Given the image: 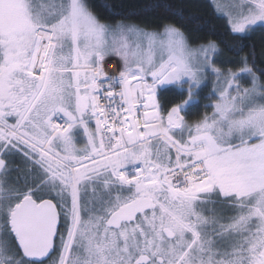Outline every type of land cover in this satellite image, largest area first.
Here are the masks:
<instances>
[{
    "label": "snow or ice",
    "instance_id": "6c2138e0",
    "mask_svg": "<svg viewBox=\"0 0 264 264\" xmlns=\"http://www.w3.org/2000/svg\"><path fill=\"white\" fill-rule=\"evenodd\" d=\"M96 9L114 14L0 0V264H264V69L245 52L264 0H216L223 46ZM117 46L132 72L102 103L95 62ZM209 76L210 116L162 113L159 86L187 78L192 99Z\"/></svg>",
    "mask_w": 264,
    "mask_h": 264
},
{
    "label": "trees",
    "instance_id": "16d2710c",
    "mask_svg": "<svg viewBox=\"0 0 264 264\" xmlns=\"http://www.w3.org/2000/svg\"><path fill=\"white\" fill-rule=\"evenodd\" d=\"M106 2L112 5L114 14L96 9L104 22L114 24L129 21L152 30H162L165 24H175L185 31L193 46L208 40L216 41L223 46L222 42L231 43L233 39L226 20L215 11L211 0H106ZM156 3L182 9L187 19L172 15L164 8L153 10L149 7ZM245 43L250 46L245 52L254 51L256 67L264 69V32H254ZM202 94L203 97L186 104V121L189 124L199 122L210 111L209 106L205 104L208 97ZM157 97L162 113L166 114L170 107L186 99V92L177 87L159 86Z\"/></svg>",
    "mask_w": 264,
    "mask_h": 264
},
{
    "label": "rangeland",
    "instance_id": "374dc122",
    "mask_svg": "<svg viewBox=\"0 0 264 264\" xmlns=\"http://www.w3.org/2000/svg\"><path fill=\"white\" fill-rule=\"evenodd\" d=\"M211 1L215 5L216 0H211ZM102 22H104V21H102ZM123 22H125V23H133V22H129V21H123ZM104 23H108V22H104ZM116 23H114V24H116ZM110 24H112V23H110ZM146 30H152V29H148L147 28ZM102 60H108V61L115 62V64L117 65L116 68H117L118 73L123 75V73H124V64H123L122 57L119 55V53H110L109 55L104 56L103 59H101L99 61L101 62ZM99 61H98V65H99ZM104 63L106 64V61L102 62L101 67L104 66ZM104 67H106V66H104ZM98 71H99L100 74L102 73L100 71V68L98 69ZM215 84H216L215 78L212 77V76H209L207 81H206V83L202 84L199 88H196L195 91L192 93V97H193L192 99H188L189 90H188V80H187V78H184L180 82H175V83H171V84H164V85H161L160 87L165 88V87H169V86L171 87L172 86V87H177L180 90L185 91L186 92V99L185 100H187L186 104H188V102H190L192 100H198L200 97H203L202 93L206 94L207 97H208V100L205 102V104L209 106L208 110H210L208 112V114H206V115L210 116L212 114V111H213V108L211 107V105L214 103L213 91H214V88H215ZM245 86H248V85L245 84ZM186 104H184L183 106H185ZM78 140L80 142V146H82L83 142H84V138L82 136H80V137H78ZM12 175L15 176V173H13Z\"/></svg>",
    "mask_w": 264,
    "mask_h": 264
},
{
    "label": "bare ground",
    "instance_id": "6f19581e",
    "mask_svg": "<svg viewBox=\"0 0 264 264\" xmlns=\"http://www.w3.org/2000/svg\"><path fill=\"white\" fill-rule=\"evenodd\" d=\"M104 66L101 67L102 62H105ZM116 64L113 61L102 60L99 61V65H96V71L99 74L100 80L104 85L112 84L114 87H119L118 81L123 77V75L119 74L116 68ZM100 68L101 74L99 73L98 69ZM103 74V75H102Z\"/></svg>",
    "mask_w": 264,
    "mask_h": 264
},
{
    "label": "clouds",
    "instance_id": "9594fccd",
    "mask_svg": "<svg viewBox=\"0 0 264 264\" xmlns=\"http://www.w3.org/2000/svg\"><path fill=\"white\" fill-rule=\"evenodd\" d=\"M120 43L122 45L123 44V40H121ZM110 53H119V55L122 57L123 64H124L123 76L130 75L131 72H132V61L123 54L122 47L117 46L114 49L110 48V49L106 50L103 53V57L106 56V55H109Z\"/></svg>",
    "mask_w": 264,
    "mask_h": 264
},
{
    "label": "built area",
    "instance_id": "2783aa9c",
    "mask_svg": "<svg viewBox=\"0 0 264 264\" xmlns=\"http://www.w3.org/2000/svg\"><path fill=\"white\" fill-rule=\"evenodd\" d=\"M113 90L118 92L119 91V87H114L113 86ZM105 91H107V86L106 85H105V87L100 89V96H101V102L102 103H106V101H104V99H103ZM157 99H158V97H157Z\"/></svg>",
    "mask_w": 264,
    "mask_h": 264
},
{
    "label": "flooded vegetation",
    "instance_id": "af4514ba",
    "mask_svg": "<svg viewBox=\"0 0 264 264\" xmlns=\"http://www.w3.org/2000/svg\"><path fill=\"white\" fill-rule=\"evenodd\" d=\"M181 103V102H180ZM173 106H175V105H173ZM184 108H182V113H183V115L185 116V119H186V107H187V105H185V106H183ZM171 108V107H170ZM170 108H169V110H170Z\"/></svg>",
    "mask_w": 264,
    "mask_h": 264
},
{
    "label": "crops",
    "instance_id": "0c3cea01",
    "mask_svg": "<svg viewBox=\"0 0 264 264\" xmlns=\"http://www.w3.org/2000/svg\"><path fill=\"white\" fill-rule=\"evenodd\" d=\"M98 61H99V60H97V61L95 62L96 65H98Z\"/></svg>",
    "mask_w": 264,
    "mask_h": 264
}]
</instances>
